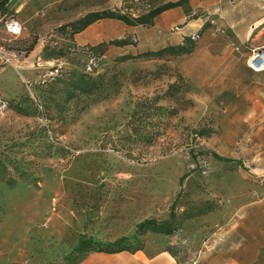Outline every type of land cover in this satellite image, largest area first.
Wrapping results in <instances>:
<instances>
[{"label":"rangeland","instance_id":"rangeland-1","mask_svg":"<svg viewBox=\"0 0 264 264\" xmlns=\"http://www.w3.org/2000/svg\"><path fill=\"white\" fill-rule=\"evenodd\" d=\"M223 9L250 29L260 22L242 41L216 28L235 63L214 77L232 87H192L211 65L195 72L176 52L88 56L52 38L29 56L22 35L5 42L16 56L0 64V264H259L264 73L246 76L236 58L246 66L264 46V0H226ZM80 74L97 81L92 94L73 88ZM177 77L187 94L166 93ZM154 98L166 109L148 111L163 136L132 143L129 116ZM144 220L157 223L137 230Z\"/></svg>","mask_w":264,"mask_h":264},{"label":"crops","instance_id":"crops-1","mask_svg":"<svg viewBox=\"0 0 264 264\" xmlns=\"http://www.w3.org/2000/svg\"><path fill=\"white\" fill-rule=\"evenodd\" d=\"M2 2L5 5L0 16L13 17L23 24L25 30L20 44L28 47L29 56L40 53L43 45L52 38L75 50L89 47L92 52L102 56L113 54L135 57L170 47L191 46L188 53L177 59L187 64L193 63L192 70L195 72L207 70L206 65H211L208 70L214 72L206 82L191 80L190 84L195 88L237 85L233 79L214 77L221 67L231 69L235 60L231 57L233 51L219 46L213 37H219L220 33L215 32L216 28H222L224 33H234L242 41L252 24L245 17L227 20L223 15L226 0H154L156 7L175 3L179 5L157 14L147 27L130 25L113 18H101L73 33L71 26L83 16L108 12L118 5V0H0ZM174 27L179 30L174 31ZM194 32H198L200 36L195 44L188 39ZM131 38H135L136 42H131ZM236 59L242 72L249 76L250 70L244 61ZM190 77L187 73V78Z\"/></svg>","mask_w":264,"mask_h":264},{"label":"trees","instance_id":"trees-1","mask_svg":"<svg viewBox=\"0 0 264 264\" xmlns=\"http://www.w3.org/2000/svg\"><path fill=\"white\" fill-rule=\"evenodd\" d=\"M5 2L0 3V12H3ZM179 3H175V4H168L165 6H161V7H155L154 10H152L150 13H148L147 15H144L140 18H136V19H129L126 18L124 16H121L119 14L113 13L111 11L108 12H102V13H91V14H87L85 16H83L81 19H79L76 23H74L71 28H73V33H76L82 29H84L85 27H87L89 24L93 23L94 21L101 19V18H113V19H118L121 21H124L127 24L130 25H142L144 27H147L151 24L152 19L159 14L160 12L164 11L165 9L174 7V6H178ZM75 28H74V27ZM117 44H120L119 42H116ZM191 47V46H190ZM189 48H182V47H170V48H165L162 50H159L157 52H152L154 54H157V58L161 59L162 55L164 54H170L173 52L178 53L180 55H183L185 53H188ZM150 53H145L142 55H138V57H148ZM131 59V57L129 56H124V60H129ZM77 81L75 83V85L73 86V88L75 89V91H78L82 94H92L94 92V90L97 88V81L85 76L84 74H80L77 75ZM184 85L182 78L177 77V81L169 84L167 87V91L166 93H177L179 94L180 92H182L184 95L188 93L187 89L182 90V86ZM7 103V102H6ZM181 103H183L185 105V108H190L192 106V102L191 100H188L185 98V96H183L181 98ZM158 101L156 98L154 99H144L141 102H138L135 106V109L132 111V113L129 116V119L126 123V127L128 128V133L126 135V137L128 138V140H130L132 143H140L143 144L144 146H152L153 143L158 140L159 138H161L163 136V133L161 132V130L157 129L154 130V123L150 120V114H149V110L152 109L153 107L156 110L159 111H166L165 108H163L162 106H157ZM7 106V104H6ZM143 109V111H139ZM178 108L177 109H172L170 110V115L171 116H176L178 114ZM167 114L169 112H166ZM161 115L158 114L157 117V124L156 125H160L162 124L161 122ZM149 128H153V130H150ZM192 133L194 134V136H198V137H202L204 130L200 129V130H192ZM213 157L217 160H221V161H227V159H224L222 157H220L219 155L213 153ZM183 177L180 178V181H182ZM174 203L171 204L170 206V212H169V220L174 219ZM157 222L155 220H144L142 222H140L137 226L136 229L140 230L143 229L146 226H150V225H154ZM161 223H167V221H163ZM168 233V232H167Z\"/></svg>","mask_w":264,"mask_h":264},{"label":"built area","instance_id":"built-area-1","mask_svg":"<svg viewBox=\"0 0 264 264\" xmlns=\"http://www.w3.org/2000/svg\"><path fill=\"white\" fill-rule=\"evenodd\" d=\"M154 8L153 0H119L118 10L111 11L129 19H136L147 15ZM24 30L23 24L13 17L0 16V64H9L15 58V52L10 51L5 42L16 40L23 34ZM178 30L177 27H174V31ZM199 38L200 36L197 32L188 36L191 43L197 42ZM131 42H135V38H131ZM81 52L90 56L91 49L85 46L81 48ZM88 58L89 64L86 70L90 71L93 65V58ZM246 67L255 74L264 73V46L251 51V55L246 61ZM259 264H264V254H262Z\"/></svg>","mask_w":264,"mask_h":264},{"label":"bare ground","instance_id":"bare-ground-1","mask_svg":"<svg viewBox=\"0 0 264 264\" xmlns=\"http://www.w3.org/2000/svg\"><path fill=\"white\" fill-rule=\"evenodd\" d=\"M262 21H264V20H262ZM259 23L260 22H257V23H255L254 25H253V27L250 29V31H249V34L252 32V30L253 29H255L258 25H259Z\"/></svg>","mask_w":264,"mask_h":264}]
</instances>
